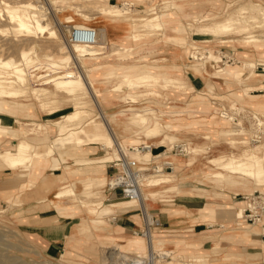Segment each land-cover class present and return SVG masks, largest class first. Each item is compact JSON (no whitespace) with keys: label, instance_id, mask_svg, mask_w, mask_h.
Returning a JSON list of instances; mask_svg holds the SVG:
<instances>
[{"label":"rangeland","instance_id":"374dc122","mask_svg":"<svg viewBox=\"0 0 264 264\" xmlns=\"http://www.w3.org/2000/svg\"><path fill=\"white\" fill-rule=\"evenodd\" d=\"M6 1L14 4L21 0ZM31 1L36 5H42V11L45 15L49 14L46 13L47 5L44 0H40V3L39 0L37 2ZM51 2L53 1L51 0ZM109 2L131 9L123 17L113 22L117 27L118 25L126 26V31H124L126 37L118 41L111 40L108 37L106 48L104 50L100 48L102 53L80 59L82 69L94 80L95 85L100 88L104 95L100 98L102 102L99 100L102 104L99 105L101 112L104 111L110 115L124 110L125 114H117L120 122L113 126L110 125V131H112L118 144L120 143L128 151L144 150L146 143H149L152 153L156 154L164 148L158 146L161 138L164 139L162 143L166 144L168 149L173 142L179 139L190 140L196 146V152L193 154L186 153V156L188 155V159L191 161L188 163L191 165L190 168H194L191 173L194 172V175L198 176L195 180L196 187L199 188L197 193L206 197V206L200 211L202 215L206 216V234L203 237L206 238L207 244L205 247L203 246V239L194 243L186 237L178 240L175 236L167 234L168 232L161 225L157 227L152 224L151 230L153 229L156 235L155 241L158 242L156 245L157 250L153 252V255L156 253L153 259L152 254L147 252L145 248L146 236L139 232L142 225L138 226V229L126 230L122 234L123 238L118 239L116 236L120 234L114 228L116 222L113 218L115 213L121 210L120 203L103 201L106 198L103 190L107 188L114 168L111 167L110 162L117 158L115 155L117 149L114 148V145H111L109 148L103 147L98 153L99 155L97 154V156H109L110 154L107 162L92 163L93 166H100L97 169V175H104L106 180L104 179L102 183L93 181L90 186L85 182V178L88 176L85 167L91 166V163L84 165L85 167L76 165L78 169H74L70 164L62 165L57 160H52L53 157L58 155L57 150H55L50 157L45 156L48 159L46 168H62L61 175H45L40 179L39 176L18 175V177L16 176L18 182H24L26 179L27 181L24 185H21L23 184L21 183L18 188L14 186L13 189H11V185L13 182L16 183V180L13 179V181L11 176L3 179L4 186L10 188L6 189L8 191L4 190L3 192L4 202L0 201V264H131V261L137 259V262L138 260L141 262L142 258H148L149 255L150 258L148 260L144 259L145 262L142 261L140 264L143 262V264H148V261L149 264H264V213L255 223L248 220L244 221L243 217L236 218L235 216V212L239 208L244 209L248 203L253 201L252 197L254 195L259 192L264 193V185H257L251 177L227 172L209 162V158L214 156H238L243 154L244 151L250 150H255L258 154H261V145L264 142V84L262 85V81L264 82V22L261 18L259 23L248 20L250 25L248 30L240 32L231 30L227 33L206 36L208 41L198 39L191 32L193 29L197 31L198 25L223 19L229 14H236V10L243 3H259L264 7V0H109ZM53 4L51 6L54 11L59 10L57 12L67 14V16L71 15L74 17L73 20L77 22L106 23L105 20H102L103 17H99L101 13L97 12L104 4L103 0H54ZM2 6L3 4L0 2V9ZM148 6L151 7L150 10L146 8ZM82 13L93 17L84 19ZM140 15H155V18L146 28L147 35H142L137 40H133L127 36L133 30L131 16L137 17ZM198 17H206V20L195 21ZM160 21L162 24H160ZM9 24L6 15L0 14V25L8 26ZM66 31L65 28L63 32L66 33ZM102 33L101 30L100 34ZM247 35H253V38H257V40L244 41ZM63 39L61 37L59 42L58 39L48 38L47 33L35 34L31 37L14 35L10 31L0 33V56L18 57L21 48H29L30 46H33L32 53L35 52L33 54H39V60L32 62L33 66L27 68L29 73L35 70V74L29 75L26 71L29 84L28 93L18 97H4L14 108L11 111L12 113L9 112L6 115L0 113L4 122L12 126H10L7 134L1 135L0 150L6 147L13 148L22 136L30 141L28 143L30 150L35 148L43 151L49 145L51 139L57 136V131L53 128L44 132L36 128L37 123H51L59 117L60 113L74 108L71 97L61 90L49 92L45 96L37 98L31 92V88L40 86L42 82L45 85H50L49 78L64 77L63 72L68 71V68L76 73V76L73 77L79 75L71 60H65V64H60L61 67H54L53 64L52 67H46L48 60L43 58L45 52L58 58L67 56L69 53L67 42H64ZM101 39L103 38L101 37ZM221 39L225 41H220ZM166 43L175 44L184 51L183 61L171 66L164 64V59H160L158 53L162 45ZM114 50H117L116 53H113ZM191 50L201 55V59L194 60V58H191ZM209 54L210 57L206 58ZM205 58L208 61L204 65H195L197 60L201 61ZM249 61L254 62V65L249 66L247 64L250 63ZM235 65H238L236 68L240 73L237 77H230L222 73L225 69ZM126 68L131 71H149L161 77L172 76L175 79H184L186 82L185 87L183 89L169 88L163 90L155 85L140 86L133 89L123 87L121 91L110 90L115 86L122 71ZM219 68L224 69L218 72ZM191 78L200 81V87L194 89L189 82ZM147 90L159 91V95L149 92L141 93ZM132 91L139 94L135 96L133 102L127 101L129 98L123 96ZM253 93L260 95L256 96ZM168 99L170 101L174 99L175 103H168ZM176 100L179 103H176ZM177 104L179 106L174 107ZM221 105L224 106V109L231 106L238 108L235 113L234 124L227 118L219 116L217 109ZM145 106L155 108L152 113H149L150 116L154 115L159 119L161 118V122L172 123L174 126L173 128L162 127L155 138L141 139L138 144H131V136L139 129V122L127 123V117L131 114L128 107L137 110ZM93 109L91 115L99 120L101 118L99 112L95 106ZM177 109L184 111L183 114L172 116L168 112ZM47 112L53 114H47ZM229 115L234 118L233 114ZM253 115H256L257 120ZM15 120L19 121L16 122ZM233 126L240 128L241 133H227L226 130L232 129ZM39 130L40 132H38ZM14 132L18 136L15 137L12 134ZM168 134L171 135V139ZM231 139L236 141H229ZM241 139H247L249 142H240ZM86 142L90 141L86 140L82 147ZM101 144L103 146V143ZM155 145H157V148H155ZM72 150L77 149L72 148ZM165 154L174 162V168L166 178L167 182L143 187L144 189L150 188L152 191L161 193L160 190L166 188L162 187L164 184L174 183L177 179V172L180 170L179 165L185 162L186 156L173 155L169 150ZM129 157L134 156L129 155ZM138 159L148 160L149 157ZM106 165H110V167H108L109 174L105 175L103 174V167ZM4 167L11 168L0 159V168ZM13 170L16 173V169ZM218 170L228 173V176H213L212 172ZM94 171L96 172V170ZM157 176L154 178H157ZM37 180H41V183H36ZM66 180L68 181L66 182ZM42 183L45 184V189L49 194L48 198L45 197L47 198L45 202L47 207H55L50 199L56 190L65 187L68 189L69 186L73 185L75 192H64L61 197V206L68 203V205L73 206L75 213L83 214L80 222L74 227L75 234L72 236L71 242L65 247H60L57 253L48 252L45 248L46 244L28 233V228H19L16 214L11 210L12 206L25 202L23 199L25 200L24 192L27 188L34 190L40 187ZM172 189L178 191L176 188ZM11 192L14 199L10 196ZM160 197H165V195L159 196L157 194L155 199ZM114 199L137 204L134 200L121 197L120 193ZM86 203L88 205H85ZM104 206L110 208L111 211H108V214L101 215L100 222H93L91 218L97 216L95 211L97 212ZM133 207L140 209L139 205L131 208ZM62 208L57 210L58 213H64ZM151 214L153 215L152 210ZM251 232L253 234H250ZM128 238L139 240L140 246H143V248L139 250L128 247ZM167 250L171 251V254L169 257H164ZM116 251L119 253L121 251L123 254H120L122 256L118 254L122 259L121 261L120 257L116 256L117 253L110 256L111 252ZM135 264L137 263L135 262Z\"/></svg>","mask_w":264,"mask_h":264},{"label":"bare ground","instance_id":"6f19581e","mask_svg":"<svg viewBox=\"0 0 264 264\" xmlns=\"http://www.w3.org/2000/svg\"><path fill=\"white\" fill-rule=\"evenodd\" d=\"M34 1L37 2L38 0H34ZM44 1H45L44 3L47 5L46 13H49L48 15L50 17L48 15H45V13L42 11V8H43L42 5L40 4L36 5L31 0H21L14 4L10 3V1L0 0V2L3 4L2 8L0 9V14L6 15L7 22L10 23L8 26L0 25V33L4 31H10L14 33V35H23V36H30V37L31 35H35V34L47 33L48 38L50 37V38L59 40L61 39V37L64 38V34H65L63 32L64 29L66 28L67 30L66 32H68V29H69V25L63 27L62 26L63 23H65L66 21H73L74 23H81V22H77L73 20L74 17L71 15L67 16V14L57 12L59 10L54 11V8L52 7L54 5L53 4L54 0H52L53 2H51V0H44ZM103 1H104V4L101 5V7L99 8V10H97V12L101 13L99 17H103L102 19L105 20L106 23L116 22L120 17H123L128 11H131V9H128L127 7L123 5L118 6L117 4L109 2V0H103ZM38 2L40 3V0ZM146 8H148L147 10L151 9L150 6ZM236 11H237L236 14H229L223 19L215 20L211 23H203L201 25H198V27L196 28L197 31L193 29L191 32L193 35H196L198 39H203L205 41H208L206 36L210 37V36H214L220 33H227V32H231V30L238 31V32L248 30L250 27L248 20L259 23L260 22L259 19L261 18L262 22H264V7L261 6L259 3H253V2H248L246 4L243 3ZM81 15H83L84 19H91V17H93L91 15L84 14V13H82ZM154 18H155V15H151V16L140 15L137 17L131 16V19H132L131 25H132L133 30H131V33L127 36L132 38L133 40H137L142 35L146 36L147 35L146 28L148 27V25L152 23ZM204 20H206V17H202V18L198 17L195 19V21H200V22ZM160 24H162L161 21H160ZM121 26L122 25H120L119 28H121ZM122 27L126 29L125 25H123ZM188 29L191 30L189 27ZM101 30L103 32L102 34H100ZM99 31H100L99 32L100 40H98V42L92 45H82V44H76V43L69 45L67 43V50L69 51L67 56L58 58L56 56H51V54H48L46 52L45 54H43V58L48 60L47 61L48 65L46 67L48 66L52 67V64L54 65V67H57V66L61 67L60 64H65L64 63L65 60L67 61L71 60L73 61L76 67L75 69H77V71L79 72V75L77 77H73V76H76V73L74 72V70H69L68 68V71L63 72V74L65 75L64 77L58 78L56 76L53 78H49V80L51 81V82L49 81L50 85H45L43 84L44 82H42L40 86L31 88L32 95L37 98V97L45 96L46 93L61 90L65 92V94L71 97V99L73 100L74 108L67 112L60 113L59 117L56 118V120H53L51 123H37L36 128L41 129L44 132H46L47 129H53V128L56 129L57 131L56 132L57 136L51 139V142L49 143V145H47V147L43 151L37 150L35 148L30 150L28 148L30 146L28 144L30 141L27 140V138H24L22 136L20 137V139L17 140L13 148L6 147L0 150L1 161L5 164H8L12 169H16L17 177L18 175L19 176L20 175L21 176L30 175L33 177L44 175L43 173L45 172L46 164L48 163L47 157L48 156L50 157L55 150H57L58 155L56 157H53L52 160H57L62 165L70 164L68 159H71V164H78V165H82L86 163L89 164V163L107 162L108 159L110 158V154L109 156L100 155L95 158H90L85 155L86 151L82 147V144L86 140L90 141L86 143H91V142L92 143H97V142L103 143V147L105 148H109L111 145H114V148L117 149L116 150L117 154L115 153L117 157L121 156L122 152L128 157L129 155H131L137 159L140 157H143V158L152 157L153 153H152V150H150L149 143H146L147 145L144 150L135 149V151H128L120 143L118 144L114 135L112 134V131H110V125L113 126L114 124H118L120 122V118L117 117V114H120V115L125 114L124 110H120L117 113H111L110 115L107 112H104V111L101 112V109L99 107V105L101 104L100 98L104 95L102 91L100 90V88L97 85H95L94 80L87 73H85L84 70L82 69V64L80 63L81 61L80 59H82L83 57L85 58L88 56H94L96 54H100L102 53V50H100V48L103 50L104 48H106V44H107L106 39L108 38L107 31L105 30L104 26L102 29H99ZM101 37L103 39H101ZM253 37H254L253 35H247L245 36L244 41L249 42V41L257 40V38H253ZM63 40L65 42V38ZM220 41H225V40L221 39ZM55 45L57 44L55 43ZM58 47H61V46L58 45ZM32 48L33 46H30L29 48L28 47L21 48L18 57H14L10 55L6 57L0 56V113H3V114L5 113L4 115H6V113H9V112L12 113L11 111L14 108V106L8 103V101L4 99V97H18L21 95H26L28 93L29 84L27 81L26 74L29 73V71L27 70V68L33 66L32 62L34 63L39 60L38 58L39 54L38 55L33 54L35 52L32 53ZM116 51L117 50H114L113 53H116ZM190 54H191L190 55L191 58H194V60L201 59L200 57L201 55H198L195 51L191 50ZM207 57L209 58L210 54L206 56V58ZM206 58L202 59L201 61L197 60L195 65L196 64L204 65L205 62L208 61ZM214 58L216 59V57ZM249 62L250 63H247L249 66L254 65V62L252 61H249ZM123 66L127 67L128 65H123ZM237 66L238 65H235L233 67L230 66L229 68L225 69L222 73L230 77H237L240 74L238 69L236 68ZM223 69L224 68H219L217 71L220 72ZM35 72H36L35 70L31 71L29 75L30 74L34 75ZM43 81H46V80H43ZM185 83L186 82L184 79L183 80L179 78L175 79V77H172V76L171 77H166V76L161 77L149 71H144V70L143 71L142 70L141 71H134V70L131 71L130 69L127 70L126 68L124 71H122L120 75V79H118L115 86L112 87L110 90H113V91L120 90L121 91L123 87L133 89L136 87L139 88L140 86H155V85L161 87V89L163 90H167L169 88L183 89L185 87ZM148 92L155 93V94L159 93V91H156V90H147L141 93H148ZM138 94H139L138 92L132 91V92H127L126 95H124L123 97L129 98V100L127 101L133 102L135 96H137ZM172 102L174 103L173 99L171 101L169 100L168 103H172ZM94 106L99 112V115L101 117L99 120H96L91 115L92 110H94L93 109ZM128 109L131 110L130 112L131 114L130 115L128 114L129 115L128 117L126 116L128 118L127 123L133 124L134 122H139V126H138L139 129L136 130L137 132H135L131 136V139H130L131 144H138L141 139L155 138V136H157L160 133L162 127L173 128L174 126L172 125V123H163L164 121L161 122L160 121L161 118L159 119L154 115L150 116L149 113H152L153 110H155L154 107L145 106L137 110H135L132 107H128ZM47 114H53V113L47 112ZM228 116L230 117V119H233L231 115L228 114ZM15 121L18 122L19 120H15ZM258 121L260 122V120ZM10 126L11 125L6 124L4 122L3 117L0 115V137L1 135L7 134L9 132ZM226 131H228L227 133H231V134L241 133L240 128H236L234 126L232 129L226 130ZM38 132H40V130ZM12 134H14L15 137L18 136L16 132ZM168 136L170 139L172 138L171 135L168 134ZM163 140L164 139L161 138L160 145L166 146V144L162 143ZM229 141L235 142L236 140L231 139ZM239 141L249 142V140L247 139H241ZM261 146H262L261 154H258L255 150H250L247 152L244 151L243 154H240L238 156L236 155L214 156V157L209 158V162L215 167L226 170L227 172L239 173L241 175H246L248 177H251L253 178L255 184L257 185H264V142L262 143ZM72 148L77 149V150H72ZM196 150H197L196 146L190 143L187 148V151L189 152L187 153L193 154L194 152H196ZM188 157H189L188 155L185 157L184 163L186 165H189L188 163L191 162L190 159H188ZM98 167L100 168V166ZM159 167H161V165H158V168H155V170L150 172L149 175H147L146 178L143 180L142 185H141L140 197L131 198V200L136 201L137 204L129 203V202H121L118 199L111 200L109 198H104L103 201L106 200L108 203L110 202L120 203L121 210H126L128 208H131L132 206L139 205L143 213L147 215V217H150L151 210L149 209L150 205H148V200L152 199L154 201L155 196L157 194H159V196H161L162 194L164 195L166 190L163 193L161 192L162 193L161 194L158 191H154V190L152 191L150 188L144 189L143 187H149L150 185L158 184L160 182H167L166 178L170 175V172H172V171H167L163 168L159 169ZM85 169L87 170L88 168H85ZM97 169L98 168H92L91 169L92 171L88 173V176L85 178V182H87V185L90 186L91 182L93 181H97V183H102L104 179L106 178L104 177V175H97ZM94 170H96V172ZM212 173H213L212 175L215 177L228 176V173H224V171L222 170L214 171ZM157 175L158 176L162 175V176L158 177ZM155 176H157V178H154ZM110 178L111 179L109 180H113L112 177ZM25 181H27V179ZM24 184L25 183L23 182V184L21 185H24ZM64 190H67V191H64ZM64 192L66 193L75 192L73 185L69 186L68 189L66 187L59 188L58 190L54 192L53 197L50 199V202L53 205H55V208L57 210H60L62 207L61 197L64 194ZM85 205H88V204L86 203ZM242 209L243 208H239L235 212L236 218L241 217ZM108 211H111V210L107 206L102 207L97 212L95 211L97 216L91 218L92 221L95 223L100 222L101 221L100 216L108 214L109 213ZM151 228L152 227L147 228L146 230L147 232L145 233L144 236H146V243H145L146 251L150 252L153 257V252L157 250L156 245L158 242L155 241L156 235L153 229L151 230ZM250 234H253V233L251 232ZM116 237L118 239L123 238L122 235H118ZM127 241H128L127 242L128 247H132V248L139 249V250L143 248V246H140L139 240H133L131 238H128ZM114 253H117L116 256H119L120 254H122L121 251L120 253L116 251V252H111L110 256H114ZM170 254H171V251L167 250L166 253H164V257H169ZM125 257H122V258H125ZM149 258H150V255L148 256V258H145V259L148 260ZM119 259L120 261L122 260L121 257ZM127 261H130V260H127ZM142 261H144V259ZM135 262L137 264L141 263L139 262V260L137 262V259H135L134 261H131V264H135ZM153 263H154V260H153ZM148 264H149V261H148Z\"/></svg>","mask_w":264,"mask_h":264},{"label":"crops","instance_id":"0c3cea01","mask_svg":"<svg viewBox=\"0 0 264 264\" xmlns=\"http://www.w3.org/2000/svg\"><path fill=\"white\" fill-rule=\"evenodd\" d=\"M101 20V19H100ZM103 20V19H102ZM91 26L98 27L100 29L105 28L107 31V36L114 41L123 40L126 37V33H124V28L115 27L114 23H88ZM112 25V26H111ZM185 56L184 51L179 46L175 44L166 43L162 45L158 53V57L160 59H164V64L166 65H175L183 61ZM189 82L193 85L194 89L200 87V81H197L195 78H191ZM257 82V81H255ZM264 82L262 81V85ZM255 90V89H254ZM259 90V89H256ZM260 95V94H253ZM175 99V98H174ZM173 99V100H174ZM175 103V102H174ZM176 103H179L176 100ZM179 106L174 105V107ZM167 111V110H164ZM172 116H180L184 111H176L169 110ZM164 146V145H158ZM84 150L86 151L85 155L90 158L97 157V154L103 148L101 143H86L83 145ZM157 148V145H155ZM99 155V154H98ZM70 162V166L74 169L78 167H85L84 165L71 164V159H68ZM90 164V163H89ZM77 165V166H76ZM99 165L87 166L86 171L88 173L92 168H99ZM191 165H186L182 162L179 167L180 170L177 172V179L174 183L164 184L162 187H166L161 189V192L165 190V197L148 200L149 209L152 210L153 215L157 217L161 221V226L165 229L170 236H175L176 239L180 240L182 237L188 238L192 243L202 240L204 243L203 246H206V238L203 237L206 234V216L202 215L200 209L205 208L206 206V197L203 195H199L196 187L195 180L198 176H195L194 171L190 168ZM110 165H106L103 167V174H109ZM192 169V170H191ZM60 171V172H58ZM71 171V170H70ZM16 172V171H15ZM72 172V171H71ZM62 168H54L50 169L47 167L45 169L44 175L46 176H54L61 175ZM44 175H39L43 177ZM10 177L16 180V173L14 170L9 167L0 168V201H3V192L8 191L4 186V178ZM32 177V176H31ZM37 178V179H38ZM14 181V180H13ZM68 180H66L67 182ZM26 181H24L25 183ZM41 183V180H37L36 183ZM17 183V184H16ZM16 183L13 182L11 185V189L13 187H19L21 183L16 180ZM45 184H40V187L31 190V188H27L24 192L25 200L23 199V203H19L15 206H12L11 210L15 212L16 217L18 219V227L28 228V233L32 234L33 237L38 238L40 242L46 244L45 248L48 252L57 253L60 250V247H65L69 242H71L72 236L74 233V227L76 224L80 222L82 213H75V209L73 206L67 204H63L62 212L63 214L58 213L57 209L53 207L46 206V199L48 198V192L45 189ZM80 185V183H78ZM187 185V187H186ZM81 186V185H80ZM79 186V187H80ZM176 188L178 191H174ZM172 189V190H169ZM206 190V189H205ZM106 198L114 199L118 191L111 192L107 188L103 190ZM10 196L13 198V193H10ZM47 197V198H45ZM7 202V201H6ZM131 209V210H130ZM116 223H114V228H116V232L120 235L125 233L124 230L129 229H138V226L143 225V218L141 210L137 207L128 208L126 210L117 211L114 215ZM264 263V262H263Z\"/></svg>","mask_w":264,"mask_h":264},{"label":"built area","instance_id":"2783aa9c","mask_svg":"<svg viewBox=\"0 0 264 264\" xmlns=\"http://www.w3.org/2000/svg\"><path fill=\"white\" fill-rule=\"evenodd\" d=\"M69 25L68 32L64 34L65 42L69 45L72 44H82V45H92L98 42L99 39V29L98 27L89 25L86 21L82 23H74L73 21H66L62 26ZM226 107V106H225ZM227 109V110H226ZM220 106L217 109L219 116H223L228 120L232 121L234 124L235 113L238 108ZM228 114H233L234 118L230 119ZM256 117V115H253ZM257 120V117H256ZM258 124V123H257ZM190 140L179 139L173 142L168 149L167 146H163V150L154 153L148 160H139L134 157H128L122 152V155L112 160L110 163L113 168V173L111 177L113 180L108 181L107 189L111 192L118 191L123 198H139L141 195V185L143 180L149 175L150 172L158 168L172 171L174 168L173 160L166 155L167 150L171 151L173 155L186 156L187 148L190 144ZM151 150V149H150ZM111 179V178H110ZM253 201L247 204L242 210V215L240 218L251 221L255 223L260 219L264 213V193L259 192L257 195L252 197ZM141 210L143 225L139 229V232L143 235L147 232V228L154 226H160L161 221L154 215L147 217ZM147 235V234H146ZM156 253H154L153 257ZM145 259V258H142ZM143 264V263H142Z\"/></svg>","mask_w":264,"mask_h":264}]
</instances>
